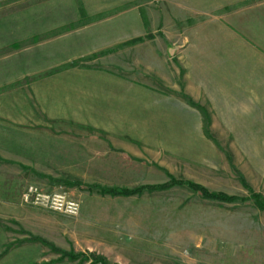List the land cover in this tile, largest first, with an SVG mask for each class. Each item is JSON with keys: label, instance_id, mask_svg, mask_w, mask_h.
<instances>
[{"label": "rangeland", "instance_id": "374dc122", "mask_svg": "<svg viewBox=\"0 0 264 264\" xmlns=\"http://www.w3.org/2000/svg\"><path fill=\"white\" fill-rule=\"evenodd\" d=\"M253 195L264 0H0V264H264Z\"/></svg>", "mask_w": 264, "mask_h": 264}, {"label": "trees", "instance_id": "16d2710c", "mask_svg": "<svg viewBox=\"0 0 264 264\" xmlns=\"http://www.w3.org/2000/svg\"><path fill=\"white\" fill-rule=\"evenodd\" d=\"M182 185H185L187 188H189L190 190H192L195 193H200L204 199L219 202V203H234L235 198H233V197H228V196H225L223 194L210 193L206 189H204L201 186H198L194 183H182V182H177L174 179H172L168 183H165L164 185L155 186V187H152L150 189L148 188V189L149 190H151V189H156V190L169 189V188H172L174 186H180L181 187ZM142 191H143L142 188L134 189L133 191H128V190H121L120 191V190H114V189L104 190V189H102L101 193L103 195H109L111 197H115V196H131L134 194H140V193H142ZM253 199L256 202V206L260 210H264V202L260 199V197L257 195H253ZM69 256H70V259L74 258L72 255H69Z\"/></svg>", "mask_w": 264, "mask_h": 264}, {"label": "built area", "instance_id": "2783aa9c", "mask_svg": "<svg viewBox=\"0 0 264 264\" xmlns=\"http://www.w3.org/2000/svg\"><path fill=\"white\" fill-rule=\"evenodd\" d=\"M30 196H38L36 194V190L35 189L29 188V190L27 191V193L24 195L25 200L27 201ZM71 207H74V206L71 205Z\"/></svg>", "mask_w": 264, "mask_h": 264}]
</instances>
